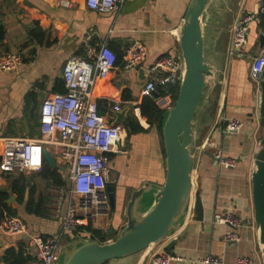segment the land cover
<instances>
[{
    "label": "crops",
    "instance_id": "obj_1",
    "mask_svg": "<svg viewBox=\"0 0 264 264\" xmlns=\"http://www.w3.org/2000/svg\"><path fill=\"white\" fill-rule=\"evenodd\" d=\"M188 2L120 0L112 8L99 11L87 8L85 0H73L71 7L59 6L57 0H0V24L5 31L0 41V53L12 51L22 56V63L16 71H0V137L31 138L38 134L40 103L50 94L65 91L63 64L72 56L84 55L83 43L87 36L94 44L106 45L120 54L129 44L139 42L146 53L142 69L162 55H180L178 33ZM263 3L264 0H213L206 7L207 13L211 14L208 26L213 38L208 40L212 61L208 64L213 66V75L203 91L199 116L194 124L196 129L191 145H199L197 139L203 144L194 160L190 146L192 196L189 209L175 229L161 241L106 264H150L152 254H169L165 246L171 241H174L173 256L185 260L173 259L170 264H195L188 260L209 255L222 258V264H234L242 256L252 257L256 264H262L254 220L253 223L244 222L237 228L239 239L236 242L225 243L223 235L231 228L215 224L213 215L231 212L242 220L253 219L250 175L252 156L259 149L261 130L257 90L250 77L251 62L248 63V58L261 52L258 48L260 28L256 14ZM248 13L254 14V18L247 23L243 42L234 45L230 52L233 26L238 18ZM35 23L44 33L40 42L27 34ZM140 69L125 71L121 63H115L106 78L96 81L93 94L100 104L99 113L107 122L111 123L115 118L112 109L115 102L120 103V109L129 106L126 116L134 113L141 121L136 104L141 97L140 89L145 78L139 79ZM121 89L130 91L132 101L114 99ZM230 118H238L242 127L235 133L226 134L223 130ZM157 132L155 130L142 137L131 136L125 153L115 152L111 155L115 207L97 216L94 221L90 219L92 227L111 233L109 239L115 238L125 225L126 189L130 188L131 194L142 184H148L149 188L139 206L143 212L153 202L155 190L150 185H160L164 180L163 147ZM207 152L214 157L219 152L222 157L234 159L236 164L225 167ZM21 177L25 180V202L32 191L34 202L39 197L49 201L45 189L41 188V185L45 188L48 184L40 172L0 173V190L9 193L6 203L27 223L29 231V234L23 235L0 231V264H11L6 257L7 251L17 250L21 246L23 254L32 257L36 251L30 245L29 236L55 235L61 229L60 217L52 218L48 211L43 215L27 213L25 202H17V194L11 191V181L19 179L21 184ZM195 192H199L201 219H197L194 208ZM48 203L46 209L50 208Z\"/></svg>",
    "mask_w": 264,
    "mask_h": 264
},
{
    "label": "built area",
    "instance_id": "obj_2",
    "mask_svg": "<svg viewBox=\"0 0 264 264\" xmlns=\"http://www.w3.org/2000/svg\"><path fill=\"white\" fill-rule=\"evenodd\" d=\"M119 1L85 0V5L89 9L101 11L112 8ZM57 4L71 7L73 0H57ZM258 11H264V3ZM253 18L254 14L248 13L237 19L233 26L230 52L234 45L242 44L247 23ZM83 51V56H72L63 64L65 91L50 94L41 101L38 134L31 138L10 135L0 137L1 174L38 172L45 164L43 150L46 149L55 158L54 167L64 181L62 186L50 183L47 193L48 196L55 197V200L52 199L55 207L49 215L61 218V229L55 235L29 236L30 245L36 252L24 264H58L64 238H76L73 233L82 220L94 221L97 216L108 213L111 208L106 188L112 183L110 155L118 150L123 125L122 122L111 124L104 120L99 113L93 88L98 79L106 78L115 67L116 57L108 46L94 44L90 36L84 39ZM145 54V48L139 42L129 44L123 50L122 69L135 71L142 68ZM21 63L22 56L18 52L0 53L2 72H14ZM144 69L147 74L140 95L157 98L179 86L183 69L182 58L180 55H162ZM263 70L264 53L261 51L253 56L250 64V77L258 96V118L259 75ZM112 109L120 110V103L115 102ZM241 127L242 122L238 118H230L223 131L231 134ZM215 157L225 167H233L236 164L234 159L222 157L219 152ZM189 205L190 203L187 205L185 216ZM252 221L253 219L242 220L231 212H217L213 215L215 224L231 228L223 235L225 243L236 242L239 239L237 228L244 222L253 223ZM0 231L12 235L29 234L27 223L17 215L1 218ZM173 259L185 260L179 256L157 252L150 257V264H170ZM188 261L195 264L223 263L222 258L210 255ZM234 264L256 263L252 257L242 256L237 258Z\"/></svg>",
    "mask_w": 264,
    "mask_h": 264
},
{
    "label": "water",
    "instance_id": "obj_3",
    "mask_svg": "<svg viewBox=\"0 0 264 264\" xmlns=\"http://www.w3.org/2000/svg\"><path fill=\"white\" fill-rule=\"evenodd\" d=\"M213 0H189L179 29L178 45L183 69L178 86V94L161 128L164 149L165 177L160 185H150L155 190L151 206L141 212L139 206L148 190V184L134 189L127 200L124 227L117 236L106 242L84 237H76L64 244L58 264H104L147 249L172 232L186 213L192 196V161L190 145L194 134V117L213 66L205 58V40L212 39L209 29L211 14L206 7ZM258 48L264 53V31L259 30ZM147 74L139 70V79ZM259 127L260 147L253 154V169L250 175L251 200L255 238L264 264V70L259 75ZM130 107L113 111L111 124L120 123ZM215 161L211 152H207ZM45 165L52 169L55 158L43 150ZM28 182V178H27ZM110 207H115V186L107 185ZM194 208L197 219L202 217L199 192L194 194ZM27 236V235H26ZM174 241L165 248L173 255Z\"/></svg>",
    "mask_w": 264,
    "mask_h": 264
},
{
    "label": "trees",
    "instance_id": "obj_4",
    "mask_svg": "<svg viewBox=\"0 0 264 264\" xmlns=\"http://www.w3.org/2000/svg\"><path fill=\"white\" fill-rule=\"evenodd\" d=\"M257 19H258V26L260 29L264 31V11L263 12H257ZM4 28L3 25L0 24V41L4 37ZM27 34L29 37H33L37 41H41L43 37V32H41L38 28V25L33 26L32 28L28 29ZM112 50V49H111ZM116 57L115 63H121L122 59V52L119 53L118 50H112ZM65 90V89H64ZM178 94V86L175 90H171L170 93H167L165 95H162L157 98H150L147 96H141L139 100L137 101L136 107L139 108L140 116L146 120V122L150 126H156L161 134V128L163 125V122L167 115V109L172 106L176 100ZM115 100L122 101V102H128L131 100V94L130 91L127 89H121L115 96ZM100 104L98 103V108ZM123 127L127 130L128 135L136 134L137 132L143 131L142 126L138 124V120L136 117L131 113L127 115L123 121H122ZM38 126V123H37ZM163 145V142H162ZM163 157H165L164 149H163ZM111 158V155H110ZM41 173L42 177L46 180V184H54L57 186H62L64 184V181L57 171V169L54 167L52 169L48 168L46 165L42 166V168L38 171ZM22 179V177H21ZM46 185V186H48ZM25 180L22 179V183L19 184V179H14L11 181V191L13 193L17 194V202L23 203L24 196H25ZM9 193L7 190H0V219L5 216H16L17 211L13 209L10 205L6 203V200L8 199ZM33 191L30 193L27 201L25 202V209L27 213L36 214V215H43L44 214V198L39 197V199L34 202L33 201ZM74 237H84L89 238L91 240H97L101 243L106 242L110 237L111 233L105 232L102 229H96L92 227V222L90 219L82 220L81 224L77 226V229L73 233ZM73 239V237H71ZM67 241H70V238H66ZM7 260H10L11 264H24L29 257L28 255L25 256L23 254L22 246L19 247L17 250L11 249L7 251L6 254ZM5 257V259H6ZM105 262L104 264H106Z\"/></svg>",
    "mask_w": 264,
    "mask_h": 264
},
{
    "label": "rangeland",
    "instance_id": "obj_5",
    "mask_svg": "<svg viewBox=\"0 0 264 264\" xmlns=\"http://www.w3.org/2000/svg\"><path fill=\"white\" fill-rule=\"evenodd\" d=\"M205 44H206V46H207V49H206V51H205V58H206V61L208 62V63H210L212 60H211V48H210V41L207 39V40H205ZM252 56V55H251ZM249 57L248 58V63L250 64V62H251V60H252V57ZM201 103V102H200ZM199 109H200V104H199V106L197 107V110H196V114H195V117H194V124H196V122H197V118H198V116H199ZM133 115H134V113H132ZM135 117H136V119L138 120V124L140 125V126H142V128H143V131H141V132H137L136 134H132V135H128V132H127V130L123 127V129H122V131H121V139H120V143H119V147H118V150L116 151L117 153L116 154H122V153H125L126 152V150H127V148H128V141H129V138L131 137V136H144V135H147V134H151L152 132H154L155 130H157L158 132V136H159V143L160 144H162V137H161V135H160V131H159V129L156 127V126H150L147 122H146V120L144 119V118H142L141 116H140V118H141V121H139V117L138 116H136V114L134 115ZM10 127L9 128H12V126L11 125H9ZM14 126H15V124H14ZM195 128H193V130L194 129H196V125L194 126ZM14 129V128H13ZM15 129H16V126H15ZM198 138V135H197V132L195 133V139H197ZM197 143L199 144V145H194V144H192V145H190L191 146V154L193 155V160L195 159V154H196V152L197 151H199V149L201 148V146L203 145L201 142H200V139H197ZM130 144V143H129ZM162 147H163V145H162ZM113 177H114V175H113ZM114 180H116V178H114ZM116 183V182H115ZM41 188H42V190H44L45 189V191H46V195H47V193L49 192V190H48V186L46 187L45 186V188H44V185L42 186L41 185ZM129 195H130V188H127L126 189V191H125V198H127V200H128V197H129ZM127 196V197H126ZM48 197V196H47ZM48 199H49V201H47V202H49L48 204L50 205V208L49 209H46L45 207H46V205H47V202L46 201H44V213H47V211L48 212H50L51 213V209L53 208V207H55V203H54V201L53 200H55V197H51V196H49L48 197ZM53 199V200H52ZM126 200V201H127ZM59 215V214H58ZM52 218H54V217H52ZM109 240H111V239H108L107 241H109ZM68 241L66 240V238H64V240L62 241V245L64 246V244H66Z\"/></svg>",
    "mask_w": 264,
    "mask_h": 264
},
{
    "label": "bare ground",
    "instance_id": "obj_6",
    "mask_svg": "<svg viewBox=\"0 0 264 264\" xmlns=\"http://www.w3.org/2000/svg\"><path fill=\"white\" fill-rule=\"evenodd\" d=\"M178 36H179V33H178Z\"/></svg>",
    "mask_w": 264,
    "mask_h": 264
}]
</instances>
